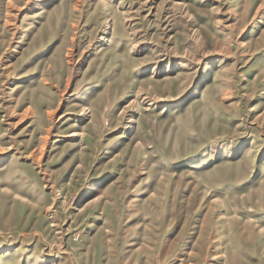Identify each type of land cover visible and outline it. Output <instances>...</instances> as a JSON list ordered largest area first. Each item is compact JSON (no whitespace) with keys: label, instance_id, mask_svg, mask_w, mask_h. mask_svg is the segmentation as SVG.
<instances>
[{"label":"rangeland","instance_id":"rangeland-1","mask_svg":"<svg viewBox=\"0 0 264 264\" xmlns=\"http://www.w3.org/2000/svg\"><path fill=\"white\" fill-rule=\"evenodd\" d=\"M0 264H264V0H0Z\"/></svg>","mask_w":264,"mask_h":264}]
</instances>
